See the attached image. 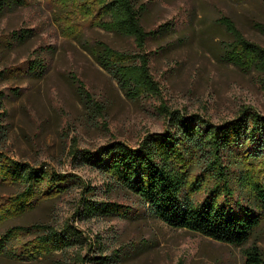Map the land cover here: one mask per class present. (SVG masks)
<instances>
[{
  "label": "rangeland",
  "instance_id": "obj_1",
  "mask_svg": "<svg viewBox=\"0 0 264 264\" xmlns=\"http://www.w3.org/2000/svg\"><path fill=\"white\" fill-rule=\"evenodd\" d=\"M19 1L22 5L0 17V155L7 162L76 178L66 179L64 194L37 195L20 210L12 195L22 188L0 183V236L32 224L73 226L80 234L57 253L61 264H242V250L251 245L264 260V220L243 247L171 229L137 197L110 187L100 170L79 160L83 151L113 142L135 147L146 134L165 131L167 112L198 115L212 125L244 109L264 115V80L223 61L232 36L220 24L221 18L229 19L243 38L264 48L259 30L264 0H138L142 27L155 32L144 52L159 93L137 100L128 99L84 48L101 41L118 52L138 53L131 39L96 25L102 0ZM22 32H28L24 42L11 39V33ZM34 60L44 64L43 75L27 70ZM79 83L94 106L82 102ZM205 196L201 190L194 201ZM247 198V193L241 197L242 204ZM82 199L117 204L129 213L87 218L81 214ZM14 235L11 251L33 238ZM0 264L49 263L0 254Z\"/></svg>",
  "mask_w": 264,
  "mask_h": 264
},
{
  "label": "trees",
  "instance_id": "obj_2",
  "mask_svg": "<svg viewBox=\"0 0 264 264\" xmlns=\"http://www.w3.org/2000/svg\"><path fill=\"white\" fill-rule=\"evenodd\" d=\"M19 5V0H0V17ZM143 12L138 0H102L95 13L98 27L131 39L138 53L118 52L101 41L84 45L94 62L130 100L159 93L144 52L155 32H146L142 27ZM220 24L232 36V42L225 46L223 61L242 71L253 70L264 80V48L243 38L229 19L221 18ZM259 30L264 34V25ZM27 35L22 32L10 36L21 43ZM27 70L41 76L45 66L34 60ZM82 89L79 83L82 102L94 106ZM2 100L0 93V109ZM79 160L100 170L110 187L116 185L137 197L152 217L171 229L243 247L264 220V115L252 109L240 110L234 118L218 125L198 115L167 112L165 131L146 134L135 147L113 142L93 152L83 151ZM68 177L76 178L7 162L0 155V183L22 188L12 195V203L19 210L33 203L37 195L64 194ZM201 190L206 196L196 203L194 197ZM236 191L239 198L235 197ZM246 193L250 199L242 204L241 197ZM81 205V214L87 218L123 217L129 213L122 206L106 202L96 204L82 199ZM15 232L33 238L19 250L11 251L9 243ZM78 234L68 225L62 230L47 224L8 229L0 236V254L12 260L43 259L49 264H61L55 259L57 253L70 248ZM242 258V264H264L260 250L253 245L242 250Z\"/></svg>",
  "mask_w": 264,
  "mask_h": 264
}]
</instances>
